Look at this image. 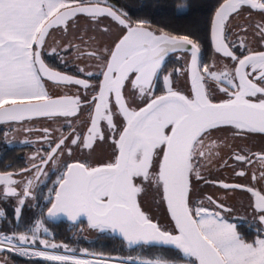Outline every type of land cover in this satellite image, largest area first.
I'll return each instance as SVG.
<instances>
[{"label": "snow or ice", "instance_id": "6c2138e0", "mask_svg": "<svg viewBox=\"0 0 264 264\" xmlns=\"http://www.w3.org/2000/svg\"><path fill=\"white\" fill-rule=\"evenodd\" d=\"M102 5L103 0H0V123H19L33 117L78 116L82 105L88 104L92 111L87 132L75 128L67 135L61 132L51 141L50 151L46 158H41V164L51 161L55 165L65 150L71 155L69 145L94 150L97 140L106 139L101 121H106L115 145L113 158L97 166L80 161L63 163L57 187L49 190L55 196L49 199L48 216L64 214L70 221L86 217L90 228L111 229L129 245L174 246L184 257L194 258L188 264H264V236L258 233L256 239L248 242L237 231V225L222 214L231 211L223 203L208 196L207 200L215 205V209H209L203 201L190 198L192 177L203 179L199 160L211 154L204 150L205 140H211L214 131L230 126L233 135L264 134V51H249L240 58L226 42L230 17L238 15L244 7L264 14V0H223L216 9L211 20L214 50L236 62L232 71L219 73L201 64V47L188 35L157 32L146 21L130 22L126 13ZM80 15L93 20L108 16L122 28L111 47L86 53L101 62L99 75L103 79L98 86L87 79L54 71L41 58L50 31L61 26L67 31L69 22L74 24ZM256 29L264 41V24H257ZM239 47H246L243 40ZM174 51L191 53L190 94L175 90L170 76L165 75V91L155 95V81L162 72L165 57ZM93 75L87 73L89 77ZM45 80L81 86L85 96L90 88L98 87V91L90 101L83 102L79 95L53 97L45 87ZM207 80L215 81L226 98L214 102L205 86ZM128 86L132 99L125 97ZM136 97L144 101V106H132ZM117 115L122 117L119 129L114 122ZM43 132L44 139L49 140V129ZM208 147L218 145L212 140ZM253 155L261 171L259 177L253 171L251 179L264 180V152ZM231 158L245 165L253 163L243 150ZM33 168L38 180L44 173L38 165ZM246 174L243 170L236 173ZM16 183L13 173H0V184L6 186V194L19 195L14 187H7ZM21 183L23 196L28 197L33 179ZM145 183L162 193V201L174 223L173 231L162 229L141 210L138 195L144 191ZM215 183L225 190L244 187ZM246 190L254 197L253 207L264 224V191L254 187ZM19 203L23 205L24 199ZM15 212L19 217L21 208L17 207ZM3 214L0 211V216ZM41 230L48 231L43 221L37 220L31 237L25 233L0 235V250L6 246L10 252L41 257L54 264H106L72 255L30 251L29 247L21 246L36 244ZM39 243L45 248L58 247L46 240ZM139 264H168V261L145 259Z\"/></svg>", "mask_w": 264, "mask_h": 264}, {"label": "flooded vegetation", "instance_id": "af4514ba", "mask_svg": "<svg viewBox=\"0 0 264 264\" xmlns=\"http://www.w3.org/2000/svg\"><path fill=\"white\" fill-rule=\"evenodd\" d=\"M206 1L214 8L209 18L207 36L203 37L200 33H195L193 35V40L197 42H208L209 45V49H206L205 54L201 52V64L208 65L212 70L218 73L232 71L236 62L229 57L216 53L210 45L211 18L214 11L223 0ZM182 2H184L182 15L185 16L187 9H190V7L187 1L183 0ZM69 23L71 26L67 31H64L63 28L60 27L54 29V31L50 33L52 38L48 42H52V44L48 46V53H53L52 49L55 48L56 52L54 54L58 55L57 60L60 63L58 67L54 69L70 73L82 79H87L91 85L98 86L101 76L99 75L101 62L86 53L92 51L100 52L106 47H111L116 37L121 34L122 28L117 23L105 17H100L96 20L76 17L74 24H72L71 21ZM147 24L150 25L152 30L157 32L163 30L156 29L148 22ZM257 24H264V14H261L259 11L251 10L248 7H244L238 15L234 14L230 17V22L226 27V42L229 44L230 50L234 51L235 55L238 57L242 58L244 55H247L249 51H264V41L257 35ZM104 29H107V31H104ZM163 31L168 32L167 30ZM171 34L177 35L176 33ZM241 40H243L246 45L243 49L239 47ZM62 44L65 48L60 47ZM189 57V54L186 52H174L165 57L162 72L155 81V95H160L164 92L163 77L165 75L170 76L172 87L175 90L186 95L190 94L188 86ZM80 69H84V71L81 72ZM248 71H251V69H248ZM88 72L94 73L95 75L89 77L87 76ZM205 86L214 102H219L226 98L224 93L219 91L215 81L207 80ZM45 87L52 96L67 94L73 96L79 95L82 102L85 100L90 101L91 96L96 93L98 88L94 87L88 89L87 96H85V90L82 87L49 84L48 86L45 84ZM125 97L127 99H132L130 86L125 89ZM137 105L141 107L144 106V101L136 97L135 103L132 106ZM91 111L92 107L88 104H83L78 116H57L49 119H38L4 126V142L9 148L19 150L24 161H22L23 165L20 167L7 168L9 165H6L5 169L0 171L13 172V179L16 180L17 183L7 187H14L19 194H6V187L0 188V204L16 203V205L21 206L19 200L23 198L24 204L44 205L49 202V199L52 197L53 192L46 196V198V192L56 186L58 177L64 171V162L74 163L80 161L87 162L94 166L96 164L108 162L113 158L115 145L112 143V137L107 129L106 121H101L100 126L106 139L103 141L97 140L94 144V150H89L82 146L77 147L69 145L72 148L71 155L65 150L64 154L59 156L55 165L51 161L47 164H41V158H45L47 152L50 150L51 141L56 140L61 132L67 135L72 128H75L77 131H83L84 133L87 132L89 113ZM114 122L118 129L122 126V118L120 116H114ZM69 125H71V128ZM45 128L49 129L51 133L49 140L44 139L45 133L43 129ZM233 131L234 130L230 126H225L218 131H214L211 140H205L204 150L211 154L199 160V164L201 165L200 172L203 179L197 180L195 176L192 177L190 198L196 202L203 201L204 206L209 209H215V205L211 204L207 200V197L211 196L213 199L218 200L220 203H223L226 208L231 210L222 213L228 221L236 225L239 224L242 229L250 230L256 234L257 238L258 233L264 236V224L260 223L258 218L259 214L253 207L254 197L246 188L254 187L256 190L264 191V180L257 179V181L253 182L251 179L253 171H255L257 177L260 176L261 168L257 161V157L253 154L264 152V134L250 133L247 135H233ZM117 137L118 135L116 138ZM212 140L215 141L218 147H208ZM241 150L251 157L253 161L252 164L245 165L231 158L235 152ZM33 165H38L44 173L40 175L38 180L35 178L36 169L33 168ZM24 169H29L30 171H23ZM18 170L22 171L18 172ZM241 170L245 171L247 174L244 176H237L236 173ZM27 179H33V187L30 189L31 194L28 197H24V184L21 183V181L26 182ZM215 182L240 184L244 187L225 190L219 183ZM46 185L47 187L43 188ZM143 187L144 191L138 195V200L141 206L154 216V212H151L147 207L162 209L161 202H155L156 187L147 183H145ZM146 204L148 205L147 207ZM84 228V222H78L76 226V235L89 237L90 232L84 231ZM127 255L139 256L135 254ZM184 261L188 260L184 259ZM0 264L54 263L28 260L7 251H0Z\"/></svg>", "mask_w": 264, "mask_h": 264}, {"label": "trees", "instance_id": "16d2710c", "mask_svg": "<svg viewBox=\"0 0 264 264\" xmlns=\"http://www.w3.org/2000/svg\"><path fill=\"white\" fill-rule=\"evenodd\" d=\"M183 0H103L106 4L127 14L130 22L146 21L153 25L156 29L167 30L177 35H188L193 39L195 33L201 36H207L209 18L214 10L206 0H185L189 3L190 9H187L185 16L182 15ZM201 1V2H200ZM54 30H51L53 32ZM52 36L46 38V44L43 47V58L45 62L52 68L58 67V55L48 53V46L52 42H48ZM201 47L202 54L209 49L208 42H197ZM47 86L48 84L45 83ZM24 159L21 152L15 148H9L4 142V126L0 125V171L7 168H17L23 165ZM44 186L43 188H46ZM155 202L160 201L157 189L155 190ZM40 205H21L13 206L12 203L0 204V211L4 214L0 216V231L3 233L29 231L36 218L41 217L50 231L51 239L56 242H62L69 245L74 250L85 249L105 254H135L141 257H157L163 260H184L177 251L167 247L144 246L138 245L134 248H127L122 241L114 238L110 234L96 233L94 230L84 228V231L90 232L89 237L76 235V226L66 222L51 224L44 220L43 211L48 206ZM21 208V214L17 217L15 209ZM153 220L160 224L162 229L173 231L164 210L159 211L158 215L151 216ZM237 231L248 241L251 242L256 238V234L248 229H242L237 224ZM14 257V256H13Z\"/></svg>", "mask_w": 264, "mask_h": 264}, {"label": "water", "instance_id": "95a60500", "mask_svg": "<svg viewBox=\"0 0 264 264\" xmlns=\"http://www.w3.org/2000/svg\"><path fill=\"white\" fill-rule=\"evenodd\" d=\"M221 3H223V2H221ZM220 3V4H221ZM219 4V5H220ZM219 5H218V7H219ZM102 6H106V7H110V6H108V5H106V4H103ZM217 7V8H218ZM216 8V9H217ZM250 9V8H249ZM114 10V9H113ZM252 10V9H251ZM216 11V10H215ZM215 11H214V13H213V15H212V18H213V16H214V14H215ZM254 11H257V10H254ZM78 17H85V18H89V19H91V20H93L92 18H90V17H88L87 15H80V16H78ZM101 17H105V18H107V19H110V20H112L113 22H115L111 17H108V16H101ZM100 18V17H99ZM212 18H211V20H212ZM115 23H117V22H115ZM61 28H63V26H61ZM52 30H54V29H52ZM210 45H211V47H212V49L214 50V45H213V42H212V39H211V23H210ZM215 51V50H214ZM42 52H43V48L41 49V58L44 60V58H43V54H42ZM174 52H186V51H174ZM174 52H169L168 54H171V53H174ZM186 53H188L189 54V62H188V86H189V90H191V82H190V66H191V53L190 52H186ZM167 54V55H168ZM219 54H221V53H219ZM166 55V56H167ZM221 55H223V54H221ZM44 62H45V60H44ZM45 64L46 65H48L46 62H45ZM48 67H50L49 65H48ZM51 69H53L54 71H58V72H61L62 74H65V75H68V76H71V77H73V78H77V79H82V78H80V77H77V76H74V75H72V74H70V73H67V72H64V71H60V70H57V69H54V68H52V67H50ZM103 79V77L102 76H100V80H99V82L101 81ZM99 82H98V84H99ZM45 83H47V84H49V85H57V84H54L52 81H48V80H45ZM59 85H62V86H77V87H81V86H78V85H75V84H59ZM163 85H164V83H163ZM97 91H98V88H97ZM164 91H165V88H164ZM164 93V92H163ZM162 93V94H163ZM68 96H73V95H69V94H67ZM161 95V94H160ZM60 96H64V95H60ZM53 97H55V96H53ZM57 117V116H56ZM59 117H63V116H59ZM49 118H52V117H33V118H31V119H27V120H25V121H23V122H19V123H24V122H30V121H33V120H38V119H49ZM122 118V117H121ZM19 123H16V122H11V123H0V125H2V126H6V125H8V124H19ZM117 139H118V137H117ZM50 151V150H49ZM47 156V155H46ZM46 156H45V158H46ZM101 164V163H100ZM97 165H99V164H96V165H94V166H97ZM19 171H22V170H18V172ZM10 173H13L12 171H9ZM0 173H2V172H0ZM15 173V172H14ZM6 186L5 185H2V184H0V188H5ZM55 187H57V185L55 186ZM158 195H159V197H160V202H161V205H162V210H164L165 211V213H166V215H167V217H168V220H169V222H170V224H171V226H172V228H173V230H174V223L171 221V217H170V214L168 213V211H167V205H166V203L165 202H163L162 201V198H161V196H162V193L161 192H158ZM54 196H55V193L53 192V194H52V197H51V199H54ZM138 203L140 204V202H139V200H138ZM51 207V204L49 203L48 204V206L45 208V210H44V212H43V218H44V220L46 221V222H48V223H51V224H58L59 222H61V221H63V222H66V223H69V224H71V225H75V224H77L78 222H80V221H82V222H84V224H85V228L86 229H89V230H94L96 233H100V234H110V235H112L114 238H116V239H119L120 241H122L123 242V244L127 247V248H129V249H131V248H134V247H136V246H138V245H144V246H156V247H167V248H171V249H173V250H175V251H177L178 252V254L181 256V257H183L184 259H186V260H193L194 258H189V257H184L183 256V253H180L179 252V250H177L174 246H171V245H163V244H156V243H153V244H143V243H141V244H133V245H129L128 243H127V241H125L120 235H119V233H114V232H112L111 231V229H105L104 231H100L99 229H93V228H90L89 226H88V223H87V218L86 217H80L77 221H70L64 214H58L56 217H49L48 216V214H47V212H48V208H50ZM140 207H141V210L142 211H144L150 218H151V216L152 215H150L142 206H141V204H140ZM152 219V218H151ZM153 220V219H152ZM154 222H156L155 220H153ZM157 223V222H156ZM168 231H170V230H168Z\"/></svg>", "mask_w": 264, "mask_h": 264}, {"label": "built area", "instance_id": "2783aa9c", "mask_svg": "<svg viewBox=\"0 0 264 264\" xmlns=\"http://www.w3.org/2000/svg\"><path fill=\"white\" fill-rule=\"evenodd\" d=\"M45 205V204H44ZM44 205H40L41 207H43ZM0 235H11V234H6L0 231ZM15 242V241H14ZM54 241L53 243L58 245L57 248L52 249L51 247L45 248V246L43 245H21L22 247H29L30 251H48L51 254H55V255H72L75 256L78 259L81 260H89V261H105L106 264H139V261L141 260H145V259H151V260H162L159 259L157 257H147V258H142L139 256H129V255H119V254H105V253H100V252H94V251H89V250H85V249H79V250H74L72 249L69 245H67L66 243H62V242H56ZM67 246V248H65L64 246ZM0 251H7L9 253L15 254L16 256L20 257V258H24V259H28V260H37V261H41L44 263H54L51 261H46L41 257H35V256H21L19 255L17 252L15 251H8L7 247L4 246L2 250ZM188 261H184V260H177V261H168V264H188Z\"/></svg>", "mask_w": 264, "mask_h": 264}, {"label": "rangeland", "instance_id": "374dc122", "mask_svg": "<svg viewBox=\"0 0 264 264\" xmlns=\"http://www.w3.org/2000/svg\"><path fill=\"white\" fill-rule=\"evenodd\" d=\"M60 47H62V48H65L64 46H63V44L62 45H60ZM50 190V189H49ZM49 190L46 192V195H45V197L46 196H48L49 194H50V192H49ZM47 198V197H46ZM47 203H49V202H47ZM13 206H18V205H16V203L15 204H13ZM45 206V205H44ZM148 205L146 204V207H147ZM151 212L153 211L154 213L153 214H155V215H158V213H159V211H162V209H152V208H150V207H147ZM150 215L152 214V213H149ZM37 220H42L41 219V217H38V218H36L35 219V221H34V223H33V225L29 228V231H27V230H25V231H21V232H11V233H7V234H11V235H13V234H16L17 236L19 235V234H21V233H25V234H27L29 237H31V229L35 226V223H36V221ZM43 221V220H42ZM230 223H233V222H231V221H229ZM43 223H44V221H43ZM235 224V223H234ZM44 227H46L47 229H48V227L46 226V224L44 223ZM37 237H38V239H37V242H36V244H34L35 246H37V245H42V244H40L39 243V241L40 240H46V241H48V244L49 245H51V244H54L53 242L55 241V240H53V239H51V237H50V231H49V229H48V231L47 232H44L43 230H41L39 233H37ZM56 243V242H55ZM31 243L29 242V245H30ZM44 246V245H43ZM142 258H145V257H142ZM160 259V258H159ZM163 260V259H162ZM166 261H168V260H166ZM173 261H175V260H173ZM171 263H172V261H171Z\"/></svg>", "mask_w": 264, "mask_h": 264}]
</instances>
